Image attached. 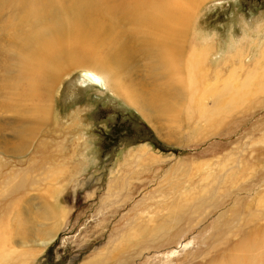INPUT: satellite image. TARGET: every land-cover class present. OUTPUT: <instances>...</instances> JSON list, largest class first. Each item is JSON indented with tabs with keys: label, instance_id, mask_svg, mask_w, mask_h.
I'll return each instance as SVG.
<instances>
[{
	"label": "rangeland",
	"instance_id": "1",
	"mask_svg": "<svg viewBox=\"0 0 264 264\" xmlns=\"http://www.w3.org/2000/svg\"><path fill=\"white\" fill-rule=\"evenodd\" d=\"M9 14L0 18V78L18 70L19 54L4 41ZM189 23L183 60L188 50H207L199 65L210 81L234 71L241 82L258 59L263 90L241 112L188 122L182 102L166 123L180 134L162 138L143 112L75 66L59 75L49 115L20 146L11 128L22 115L3 107L0 94L5 264H212L245 233L259 229L264 241V0H203ZM142 64L123 69L121 81L148 88ZM205 104L214 108L210 97Z\"/></svg>",
	"mask_w": 264,
	"mask_h": 264
},
{
	"label": "bare ground",
	"instance_id": "2",
	"mask_svg": "<svg viewBox=\"0 0 264 264\" xmlns=\"http://www.w3.org/2000/svg\"><path fill=\"white\" fill-rule=\"evenodd\" d=\"M201 1L0 0V18L7 10L10 13L7 18L14 21L5 28L4 41L19 54L18 70L12 69L9 76L0 78V94L5 95L3 107L22 115L11 128L23 141H18L19 145L25 146L27 137L37 133V122H43L49 115L51 90L59 75L75 66L86 68L79 71L82 78L101 88L107 86L112 94L143 112L150 123L160 127L162 138L177 137L179 130L169 128L166 123L170 116H175L174 112L179 113L177 106L182 102H186L184 120L188 122L197 117L208 123L224 111L241 112L244 100L247 103L251 94L263 90L257 82L258 59L252 63L256 70L249 67L241 82L234 71L219 81H210L199 65L207 50L199 53L195 48L188 50L183 60L189 21ZM9 21L3 20L2 27ZM138 61H143L150 78L145 90L133 87L130 79L126 83L119 78L123 69L130 73ZM209 97L214 102L212 110L205 104ZM48 204L44 206L50 210ZM60 219L54 225H59ZM57 225L47 229L49 237L38 241L42 246L55 237ZM2 234L0 240L4 238ZM260 236L259 229L250 236L245 233L227 254L212 264H264V241ZM143 248L140 245V250ZM5 252L0 251V264H5ZM97 257L104 256L99 253Z\"/></svg>",
	"mask_w": 264,
	"mask_h": 264
},
{
	"label": "trees",
	"instance_id": "3",
	"mask_svg": "<svg viewBox=\"0 0 264 264\" xmlns=\"http://www.w3.org/2000/svg\"><path fill=\"white\" fill-rule=\"evenodd\" d=\"M146 132H148V131H146ZM139 134H140V132H139ZM140 135H141V134H140ZM147 135H148V136H151V134H148V133H147Z\"/></svg>",
	"mask_w": 264,
	"mask_h": 264
},
{
	"label": "water",
	"instance_id": "4",
	"mask_svg": "<svg viewBox=\"0 0 264 264\" xmlns=\"http://www.w3.org/2000/svg\"><path fill=\"white\" fill-rule=\"evenodd\" d=\"M82 76V75H81ZM83 77V76H82Z\"/></svg>",
	"mask_w": 264,
	"mask_h": 264
}]
</instances>
